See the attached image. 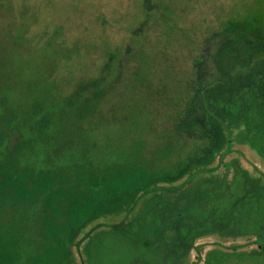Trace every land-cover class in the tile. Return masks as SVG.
Returning <instances> with one entry per match:
<instances>
[{
    "label": "rangeland",
    "instance_id": "rangeland-1",
    "mask_svg": "<svg viewBox=\"0 0 264 264\" xmlns=\"http://www.w3.org/2000/svg\"><path fill=\"white\" fill-rule=\"evenodd\" d=\"M154 7L158 22L240 16L212 24L195 61L183 54L194 61L193 92L182 117L169 119L181 134L206 124L213 148L168 177L130 162L103 172L88 161L37 171L28 164L31 142L13 125L16 106L2 110L0 264H264V0H0V80L17 91L40 80L103 82L112 72L104 51L126 50L134 15ZM180 27L168 33L175 48ZM83 90L96 94L85 83L56 97L72 106ZM50 99L33 122L43 141L67 130ZM42 104L28 106L22 127ZM96 121L105 123L95 109Z\"/></svg>",
    "mask_w": 264,
    "mask_h": 264
},
{
    "label": "trees",
    "instance_id": "trees-1",
    "mask_svg": "<svg viewBox=\"0 0 264 264\" xmlns=\"http://www.w3.org/2000/svg\"><path fill=\"white\" fill-rule=\"evenodd\" d=\"M157 11L154 7L152 11H142L136 19L134 15L126 50L104 51V55L112 59V72L104 71L103 82L94 81L92 76L61 86L54 80H40L27 91H17L14 84L4 87L5 78L0 80L4 81L0 87V112L16 106L13 125L34 148L35 155L30 162L28 159L29 166L44 171L88 161L89 166L103 172L111 166L130 162L129 165L147 168L152 175L168 177L213 148L214 138L203 133L206 124L197 132L181 134L170 126L173 124L169 119L179 120L191 99L193 77L190 71L202 53L200 41L204 32L212 28V24L238 20L240 16L206 13L193 15L191 21L185 16L184 23L180 24L171 14L161 15L165 21L158 22ZM137 19H141L140 30H135L138 29ZM153 21L156 24H152ZM174 24L181 26L176 36L180 37L182 45L177 48L171 45L168 36ZM16 45L14 40L8 47L10 55ZM190 51L194 61L183 55L187 52L189 56ZM161 54L165 56L160 57ZM85 83L93 88L94 96L83 90V95L72 106L64 105V100L56 97ZM35 98L41 99L42 111L24 128L21 121L28 118V106L37 100ZM50 98L67 122V130L64 138L49 136L43 141L34 132L33 122L48 112ZM95 109L101 119H105V123L96 121V127L89 123ZM12 131L10 128L9 134ZM36 219L37 215L34 217L31 211L27 214L30 225ZM29 233V238L33 237L31 231Z\"/></svg>",
    "mask_w": 264,
    "mask_h": 264
}]
</instances>
